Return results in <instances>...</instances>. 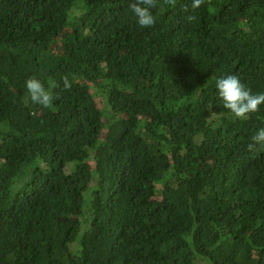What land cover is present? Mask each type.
<instances>
[{
  "label": "trees",
  "instance_id": "obj_1",
  "mask_svg": "<svg viewBox=\"0 0 264 264\" xmlns=\"http://www.w3.org/2000/svg\"><path fill=\"white\" fill-rule=\"evenodd\" d=\"M132 2L0 0V264H264V105L215 87L264 93V0Z\"/></svg>",
  "mask_w": 264,
  "mask_h": 264
},
{
  "label": "clouds",
  "instance_id": "obj_2",
  "mask_svg": "<svg viewBox=\"0 0 264 264\" xmlns=\"http://www.w3.org/2000/svg\"><path fill=\"white\" fill-rule=\"evenodd\" d=\"M210 3V0H208ZM167 6H175L177 0H163ZM205 0H191L190 5H183L182 13L188 22L195 20L192 14L199 9ZM156 7V0H134L130 3L129 8L136 19V24L141 30L152 28L155 23V17L152 9ZM63 90H69L72 87L71 81L67 76L61 78ZM25 87L31 101L43 108H52L53 101L58 98L53 90L60 87L51 77L48 79L47 88L35 77L25 81ZM215 87L218 97L222 102V107L226 109L235 119L246 120L249 115L259 111L260 106L264 105V93L253 94L237 75H227L215 79ZM257 145H264V127H261L251 136V142L248 143L247 149L254 151Z\"/></svg>",
  "mask_w": 264,
  "mask_h": 264
}]
</instances>
